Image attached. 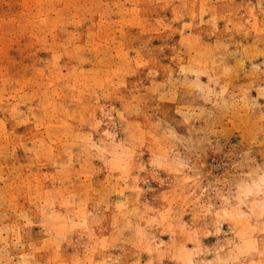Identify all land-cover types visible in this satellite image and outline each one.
<instances>
[{
  "label": "rangeland",
  "instance_id": "obj_1",
  "mask_svg": "<svg viewBox=\"0 0 264 264\" xmlns=\"http://www.w3.org/2000/svg\"><path fill=\"white\" fill-rule=\"evenodd\" d=\"M0 264H264V0H0Z\"/></svg>",
  "mask_w": 264,
  "mask_h": 264
}]
</instances>
